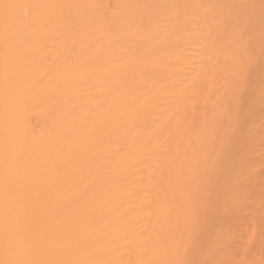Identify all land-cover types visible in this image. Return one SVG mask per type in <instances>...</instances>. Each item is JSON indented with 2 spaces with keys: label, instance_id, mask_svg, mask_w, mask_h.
<instances>
[{
  "label": "bare ground",
  "instance_id": "obj_1",
  "mask_svg": "<svg viewBox=\"0 0 264 264\" xmlns=\"http://www.w3.org/2000/svg\"><path fill=\"white\" fill-rule=\"evenodd\" d=\"M0 264H264V0H0Z\"/></svg>",
  "mask_w": 264,
  "mask_h": 264
}]
</instances>
